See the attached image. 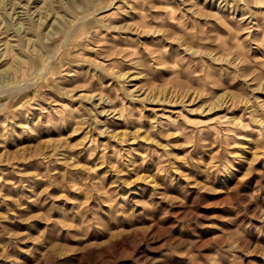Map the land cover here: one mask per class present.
Instances as JSON below:
<instances>
[{"label":"rangeland","instance_id":"rangeland-1","mask_svg":"<svg viewBox=\"0 0 264 264\" xmlns=\"http://www.w3.org/2000/svg\"><path fill=\"white\" fill-rule=\"evenodd\" d=\"M0 264H264V0H0Z\"/></svg>","mask_w":264,"mask_h":264},{"label":"bare ground","instance_id":"bare-ground-1","mask_svg":"<svg viewBox=\"0 0 264 264\" xmlns=\"http://www.w3.org/2000/svg\"><path fill=\"white\" fill-rule=\"evenodd\" d=\"M83 2H84V1H83ZM43 4H44V2H43ZM26 27H27V26H26ZM24 28H25V27H24ZM27 29H28V27H27ZM27 29H26V30H27Z\"/></svg>","mask_w":264,"mask_h":264}]
</instances>
